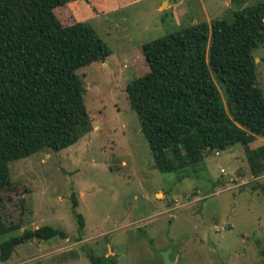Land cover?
Masks as SVG:
<instances>
[{
  "label": "rangeland",
  "instance_id": "1",
  "mask_svg": "<svg viewBox=\"0 0 264 264\" xmlns=\"http://www.w3.org/2000/svg\"><path fill=\"white\" fill-rule=\"evenodd\" d=\"M74 1L82 3L57 8L61 21L89 23L112 50L107 60L77 69L92 129L65 149L10 162L21 190L13 198H24L27 210L22 228L0 234V244L43 225L65 230L69 239L29 240L0 264H36L72 248L80 258L70 264H92L88 253L114 254L119 264H164L168 250L175 264H264V173L254 176L247 158L264 136L162 172L126 91L150 70L145 43L264 0ZM254 55L264 90V45Z\"/></svg>",
  "mask_w": 264,
  "mask_h": 264
},
{
  "label": "trees",
  "instance_id": "2",
  "mask_svg": "<svg viewBox=\"0 0 264 264\" xmlns=\"http://www.w3.org/2000/svg\"><path fill=\"white\" fill-rule=\"evenodd\" d=\"M72 1L0 0V198L7 204L0 207V234L21 229L27 210L24 198H13H20L21 190L12 181L10 162L47 148L65 149L92 129L77 69L107 60L112 50L89 23L61 21L57 8ZM260 45L264 2L143 45L150 70L131 80L126 91L156 168L174 171L264 136V90L254 55ZM247 158L254 176L264 173V144L248 149ZM11 210L16 213L6 221ZM77 217L83 229L84 217ZM54 237L69 236L53 225L24 228L0 244V261L9 260L24 242ZM87 255L92 264H119L114 254ZM79 258V248H72L36 264H70Z\"/></svg>",
  "mask_w": 264,
  "mask_h": 264
},
{
  "label": "water",
  "instance_id": "3",
  "mask_svg": "<svg viewBox=\"0 0 264 264\" xmlns=\"http://www.w3.org/2000/svg\"><path fill=\"white\" fill-rule=\"evenodd\" d=\"M260 187H262V186H260ZM263 190H264V188H263ZM162 255L164 257V264H175V262L170 259V250L162 252Z\"/></svg>",
  "mask_w": 264,
  "mask_h": 264
},
{
  "label": "crops",
  "instance_id": "4",
  "mask_svg": "<svg viewBox=\"0 0 264 264\" xmlns=\"http://www.w3.org/2000/svg\"><path fill=\"white\" fill-rule=\"evenodd\" d=\"M80 3H82L81 1H73V2H69V5L71 4H77V5H80ZM82 21V20H81ZM66 239H69V238H66Z\"/></svg>",
  "mask_w": 264,
  "mask_h": 264
}]
</instances>
